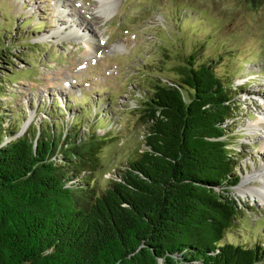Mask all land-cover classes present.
<instances>
[{
	"label": "trees",
	"instance_id": "obj_1",
	"mask_svg": "<svg viewBox=\"0 0 264 264\" xmlns=\"http://www.w3.org/2000/svg\"><path fill=\"white\" fill-rule=\"evenodd\" d=\"M186 58L174 77H148L143 147L103 187L99 152L113 137L34 122L3 143L14 124L0 125V264H264V246L224 240L239 207L224 138L235 93Z\"/></svg>",
	"mask_w": 264,
	"mask_h": 264
},
{
	"label": "rangeland",
	"instance_id": "obj_2",
	"mask_svg": "<svg viewBox=\"0 0 264 264\" xmlns=\"http://www.w3.org/2000/svg\"><path fill=\"white\" fill-rule=\"evenodd\" d=\"M0 47V125L14 124L2 142L34 122L45 128L55 122V132L111 136L99 152V187L143 147L138 98L148 77H174L188 53L214 65L226 88L230 83L236 107L224 138L236 151L238 182L230 194L239 207L224 240L264 246V199L237 186L264 162V104L246 96L255 91L264 100V2L0 0ZM239 85L244 93L237 94ZM48 109L55 112L48 116Z\"/></svg>",
	"mask_w": 264,
	"mask_h": 264
},
{
	"label": "bare ground",
	"instance_id": "obj_3",
	"mask_svg": "<svg viewBox=\"0 0 264 264\" xmlns=\"http://www.w3.org/2000/svg\"><path fill=\"white\" fill-rule=\"evenodd\" d=\"M81 25V24H79ZM82 26V25H81ZM78 28H80V26H77ZM85 27V26H84ZM84 27H82V29H84ZM82 31V30H81ZM70 33H73V31H69ZM81 35L83 33H80ZM85 35V34H83ZM85 40H88L90 42H93V38H89L88 36L85 37ZM86 47L87 49H89L90 51H96L94 45H92V43H86ZM91 52H89L90 54ZM259 120L262 119L261 117L258 118ZM264 141V138H263ZM258 180L259 181V186H253L251 188H247L244 186V184L251 182L252 180ZM240 183L237 185L238 186V190L239 193H247L250 192L252 195L254 194L257 197H260L261 199H264V195H263V190H264V162H261L259 164V169H257L256 171H253L251 174H249L248 172H246L245 174H243L241 176V179L239 181ZM237 189V188H236Z\"/></svg>",
	"mask_w": 264,
	"mask_h": 264
}]
</instances>
